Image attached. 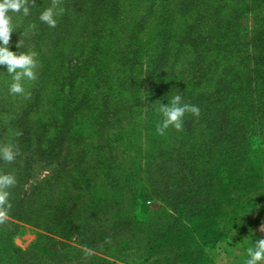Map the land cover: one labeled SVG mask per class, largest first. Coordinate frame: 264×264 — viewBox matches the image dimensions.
<instances>
[{
  "label": "rangeland",
  "instance_id": "obj_1",
  "mask_svg": "<svg viewBox=\"0 0 264 264\" xmlns=\"http://www.w3.org/2000/svg\"><path fill=\"white\" fill-rule=\"evenodd\" d=\"M149 1L140 3L143 12L147 11L145 9L149 6ZM223 1V15L228 16L229 6L234 0ZM157 2L152 17L146 21L147 23H143L139 31V39L144 44V50L140 55L141 64L136 69L127 71L125 77L130 75L131 80L124 85L122 94L112 92L111 98L116 102H113L114 105L110 103L109 108L100 113L102 109L100 98L107 85L102 83L98 86L93 81H84L85 85H77L75 93L78 105L72 112L75 119L67 116L70 121L76 123L65 130L57 125L62 114L56 107L62 99L55 100L54 90L60 86L64 90L59 91L67 94L69 88L62 87L49 72L57 70L60 62H63L64 67L77 64V62L71 64L67 58L61 61L58 54L63 53L66 57L73 50L72 47L79 45V26L76 25L71 33L61 32L68 36L63 37V43L54 48L52 44L54 35L49 33L35 35L39 32L36 20L39 19L40 11L44 9L40 6L43 0H37L38 13L34 14L31 22L27 24L23 22L24 16L12 14L16 30L10 35L11 50L17 53L33 51L37 60L36 79L23 81L24 94L9 92L11 76L6 72V65H0V147L12 146L17 153L15 159L10 162L16 172L25 167L30 170L27 178L15 177L16 181L18 180L15 186L19 187L20 193L32 196L28 216L30 220L23 221L8 215V219L0 224V238L24 251L23 255L15 256L17 264H244L246 248L252 246L253 241L264 237V145H260L259 141L257 143L261 138L260 120L250 113H246L245 116L249 125L255 127L256 133L245 130L243 143L238 145L237 151L234 149L236 154H240V161L236 162L235 167L230 164L231 161L225 165L224 154L221 155L223 159L217 153L216 157L215 154V164L219 173H222V182L218 190L216 189V198H210L209 202L212 199V204L215 200L214 205L208 202L209 186H202L200 189L194 187L189 194L201 193L199 202L202 203V208L194 209L192 212L188 210L185 214L190 217H185L181 215L182 209L167 205L151 191L149 177L148 174L145 175V171L148 167H153L152 160L155 163V159H151L152 151L162 145L170 146L176 140L182 139L181 142L184 143L188 141L182 128L181 131L170 126L161 133L158 130V124L162 122L161 113L155 114V117L149 116L142 105L146 103L149 87L141 81L153 63L151 58L156 54L154 50L158 43L153 28L157 20L154 14ZM216 3L217 0H213L212 4ZM205 5L207 4L203 2L200 7ZM202 18H204L202 25L205 26L202 33L204 36L210 34L211 37L209 30L215 28L216 24L214 16L207 15V21L205 16ZM197 20L196 18L195 21ZM179 21L181 19L175 15L172 25L175 34L172 35L171 48H174V40L182 36L177 27ZM236 21L244 34L252 35L256 25L253 12H243ZM131 23L132 21L129 23L123 21L116 25L114 31H108L106 38L112 32L110 38L116 40L119 32L127 29L122 35L124 38L122 40L128 41L127 35L133 30ZM19 42L20 49L16 47ZM201 59L205 60L203 63L206 66L208 61L213 64L210 56H202ZM105 61L108 59L105 58ZM234 63L235 58H228L216 65L214 70L218 72ZM45 66L49 69L46 67V74L43 75L42 70ZM116 68V63L112 61L110 70L113 75L109 81L112 86L117 82V77L124 76V73L118 74ZM205 74L206 78L211 77V69L205 71ZM205 85L207 90L210 81ZM196 88L201 90V85L196 84ZM170 93L171 90L168 94L166 91L161 93L163 103L167 102ZM153 126L156 127L151 128ZM63 130L64 134L59 135ZM192 137L203 140L206 134L202 129H195ZM108 139L113 149L109 147L104 152L110 155L112 162L114 161L110 168L108 162L101 161L105 158L99 151V144ZM44 148L47 149L45 155L41 153ZM52 149L54 151L50 155ZM180 163L181 160L177 158V164ZM233 170L234 174L230 177ZM260 170L262 178L254 179L255 182H252L250 179L252 173L257 172L258 178ZM80 173L83 175L79 176ZM58 175L61 176L60 179ZM77 175L80 180L85 176L88 178L93 196L100 197L102 201L98 204V214L94 217L93 224L85 222L81 207L71 210L66 201H63L68 210L65 216L70 214L71 218L68 225L77 228L73 229V235L64 238L61 236L63 229L52 221L54 207L50 205L42 210L37 206L35 197L46 192V183L50 181L57 184L56 195L65 196L64 194L71 188L69 183L71 177ZM163 180L165 176L161 173L158 182ZM136 187L139 194L137 200L133 201L138 202L140 212L137 215L133 214L127 205V199L136 192ZM81 193L84 194L83 191ZM111 202H121V205L114 206ZM106 205L110 208L107 214L104 212ZM129 216L132 217L131 228L125 229L120 222ZM140 216L144 217L141 219ZM85 224L88 228H85ZM169 224H172L175 230L174 232L171 230L170 239L167 240L164 238ZM78 227H82V232ZM90 228L97 229L102 236H98L99 242L95 247L81 242L83 238L85 240L87 238L83 232ZM157 228H162L163 239L151 247L153 244L145 243L144 238ZM3 256L6 257L7 254ZM261 264H264V261Z\"/></svg>",
  "mask_w": 264,
  "mask_h": 264
},
{
  "label": "trees",
  "instance_id": "obj_2",
  "mask_svg": "<svg viewBox=\"0 0 264 264\" xmlns=\"http://www.w3.org/2000/svg\"><path fill=\"white\" fill-rule=\"evenodd\" d=\"M52 1L43 0L41 8L45 9L51 6ZM142 1L145 0H59V7H62L64 12L58 17L56 27L49 28L47 24L37 19L39 32L35 35L41 36L44 33L54 35L52 44L55 48V46L59 47V43H63V37L68 36L63 34L71 33L76 25L79 26V45L72 47L71 55L68 54L65 57L63 53L58 54L61 61L63 58H67L71 64L73 62H77V64L64 67L63 62H60L57 70L49 72V75L58 80L62 87L69 88L67 94L59 91L64 90L60 86L54 90L55 100L62 99L56 107V110H60L62 114L57 125L65 130L66 127L76 123L70 121L67 116L69 115L71 119L74 118L72 112L78 105L75 93L77 85H85V82L92 81L98 86L102 83L107 85V88L102 92V98H100L102 101L100 113L105 112L110 103L114 105L113 102H116L111 98L112 92L117 95L122 94L124 85L131 80L130 75L125 77L127 71L130 72L129 70L132 71L141 64L140 55L144 50V44L139 39V31L143 27V23L152 17L154 5L158 1L157 10L154 12L157 20L153 24L158 43L154 50L156 54L154 58H151L153 63L148 67V73L141 81L142 84L146 83L145 85L149 87L146 103L142 105L148 111L147 115L155 117V114H160L161 93L166 91L168 94V91L171 90L169 98L166 99L167 102L175 94H180L184 103L195 105L200 111L198 116L190 112L185 113L183 131L182 129L181 131L187 135L188 141L184 143L180 139L174 141L170 146L162 145L154 149L151 159H155V163L152 160L153 167H148L145 175L148 174L150 188L154 195L163 199L167 205L182 209L181 215L190 217L185 214L188 210L192 212L194 209L202 208V203L199 202L201 193L189 194L194 187L200 189L202 186H209L208 202L210 198H216V189L218 190L219 184L222 182V173H219V169L216 167L215 154L217 153L219 156L224 154L225 165L231 161L230 164L235 167L236 162L240 161V154H236L234 149L237 151L238 145L243 143L245 130L256 133L255 127L252 128L253 125H249L246 113H250L260 120L259 134L261 138L257 140V143L259 141L260 145H264V0H236L237 2L234 0L229 6V17L223 15V0H217L216 4H212L213 0H150L149 6L145 9L146 12L140 8ZM203 2L209 6L200 7ZM36 5L37 0H28L31 14L24 17V24L31 22L33 15L38 13ZM246 11L253 12L256 19L251 36L244 34L236 21V18ZM192 12L194 14L191 15ZM175 15L181 19L177 27H179L178 30L182 36L174 40V48H171L172 35L175 34V29L172 26ZM207 15L214 16L213 20L216 21L215 28L209 30L211 37L210 34L204 36L202 33L205 30V26L202 25L204 19L202 17L205 16L207 21ZM196 18L197 21H195ZM123 21L125 23L132 21L133 30L129 31L127 35L128 41L123 42L122 40L124 39L122 35L127 30L125 27V30L119 32V37L116 40L110 38L112 32L106 38L108 31H114L117 28L116 25H120ZM65 38L64 42L66 43ZM202 56H210V59H213V64L208 61L206 66L203 63L205 60L201 59ZM105 58L108 61H105ZM228 58H235V63L216 72L215 66L225 62ZM112 61L114 64L116 63V72L120 75L124 73V76L117 77L114 86L109 82L113 75L110 70ZM46 67L42 70L43 75L46 74ZM209 69H211V77L206 78L205 71ZM208 81H210V85L205 90V84ZM196 84L201 85V90L196 88ZM195 129H202L206 137L203 140L193 139L192 132ZM64 130L59 135L64 134ZM109 147L113 149L109 139L103 144H99L101 156L105 158L101 161L108 162L110 168L114 161L112 162L110 155L104 152ZM53 151L54 149L51 150L50 155ZM46 152V148L41 150L44 155ZM177 158L181 160L180 164H177ZM0 173H10L15 177L27 178L30 170L25 167L16 172L10 162L0 161ZM161 173H164L165 180L158 182ZM233 174L234 170L230 177ZM256 174L257 172L252 173L250 177L252 182H255L254 179L262 178L261 170L258 178H256ZM81 175L83 173L79 174V176ZM79 176L71 177L69 182L71 188L64 194L65 196L56 195L57 184L50 181L46 183V192L35 197L37 206L42 210L50 205L54 207L52 221L63 229L61 236L64 238L73 235V229L77 228L76 226L71 228L68 225L71 218L70 214L65 216L68 210L63 201H66L71 210L81 207L84 211L83 218L87 224L94 223V217L98 214V204L102 201L100 197L93 196L88 178L85 176L83 180H80ZM58 177L60 179L61 176L58 175ZM9 191L11 204V208L8 210L9 216L29 221L32 196L29 197L26 193L21 194L17 185L12 186ZM135 191L127 199V205L133 214L137 215L140 212L138 202L133 200H137L139 189L136 187ZM111 203L114 206L121 205V202ZM214 203L215 200L212 204V199L209 202L212 205ZM106 206L104 212L107 214L110 208L108 205ZM131 219L132 217L129 216L120 223L125 229H130ZM66 225L68 227L65 228ZM85 228H88L86 224ZM78 230L82 232V227H78ZM171 230L174 232L175 228L169 224L164 239H170ZM83 233H86L87 238L86 240L83 238L81 242H85L91 247H95L99 242L98 236L102 237L99 231L93 228ZM161 235L162 228H157L144 238L146 239L145 243L153 244L151 247H154L155 243L163 239ZM77 240L80 241L79 238ZM5 254H7L6 257L3 256ZM23 254L24 251L0 238V264H17L15 256Z\"/></svg>",
  "mask_w": 264,
  "mask_h": 264
},
{
  "label": "clouds",
  "instance_id": "obj_3",
  "mask_svg": "<svg viewBox=\"0 0 264 264\" xmlns=\"http://www.w3.org/2000/svg\"><path fill=\"white\" fill-rule=\"evenodd\" d=\"M64 9L59 7V0H53L51 6L39 13V21L55 28L58 17L63 15ZM17 13L24 17L31 14L28 0H0V65H6V72L11 76L9 92L12 94H24L25 79H36V53L33 51H19L10 48V35L16 30L12 22V14ZM20 49V42L16 45ZM199 108L195 105L183 102L180 94H175L167 103L160 102L159 112L162 115V123L158 130L163 133L170 126L179 130L183 126V118L186 112L198 116ZM17 153L12 146L0 147V160L12 162ZM16 183V178L10 173H0V224L8 219L11 204L9 202V189ZM244 264H261L264 261V237L253 241L252 246L247 247Z\"/></svg>",
  "mask_w": 264,
  "mask_h": 264
}]
</instances>
